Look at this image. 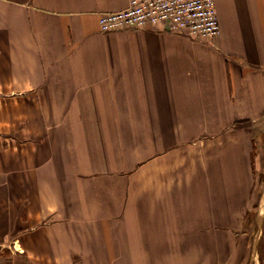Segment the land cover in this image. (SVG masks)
I'll list each match as a JSON object with an SVG mask.
<instances>
[{
    "label": "crops",
    "instance_id": "crops-1",
    "mask_svg": "<svg viewBox=\"0 0 264 264\" xmlns=\"http://www.w3.org/2000/svg\"><path fill=\"white\" fill-rule=\"evenodd\" d=\"M128 2L0 0V264H243L257 248L239 233L264 216V0H214L205 39L101 31Z\"/></svg>",
    "mask_w": 264,
    "mask_h": 264
},
{
    "label": "built area",
    "instance_id": "built-area-1",
    "mask_svg": "<svg viewBox=\"0 0 264 264\" xmlns=\"http://www.w3.org/2000/svg\"><path fill=\"white\" fill-rule=\"evenodd\" d=\"M167 24L170 30L205 39L219 33L214 0H129L117 11L99 16L101 31Z\"/></svg>",
    "mask_w": 264,
    "mask_h": 264
},
{
    "label": "rangeland",
    "instance_id": "rangeland-1",
    "mask_svg": "<svg viewBox=\"0 0 264 264\" xmlns=\"http://www.w3.org/2000/svg\"><path fill=\"white\" fill-rule=\"evenodd\" d=\"M262 177L264 179V173H262ZM261 186L259 190H261V194H262V198L260 199L262 204H264V183H260ZM259 206V203L256 202L253 204V208L256 209L257 207ZM264 206V205H263ZM252 209V211L254 210ZM252 214V213H251ZM254 214H252L251 216H249V218L247 219L248 222H247V227L248 229L246 230H243L239 233V235L241 234H247L245 236H243V239L245 238H248L250 243L253 245V241L254 239L256 240L257 242V248L254 249V248H250V251L246 258V261L243 263V264H264V216H263V219H259L258 221V218L255 219V222H254ZM263 220V225L261 228L260 227V221ZM260 228L262 230H260ZM253 254V255H256V260L252 259V257L250 258V255ZM251 255V256H253Z\"/></svg>",
    "mask_w": 264,
    "mask_h": 264
}]
</instances>
